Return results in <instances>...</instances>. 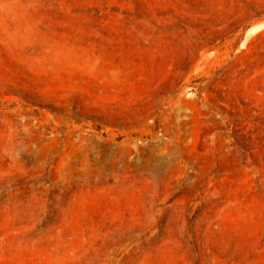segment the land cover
<instances>
[{
  "label": "rangeland",
  "instance_id": "1",
  "mask_svg": "<svg viewBox=\"0 0 264 264\" xmlns=\"http://www.w3.org/2000/svg\"><path fill=\"white\" fill-rule=\"evenodd\" d=\"M0 264H264V0H0Z\"/></svg>",
  "mask_w": 264,
  "mask_h": 264
}]
</instances>
